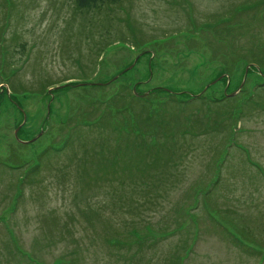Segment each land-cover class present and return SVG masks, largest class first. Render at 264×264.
Returning a JSON list of instances; mask_svg holds the SVG:
<instances>
[{"label":"rangeland","instance_id":"1","mask_svg":"<svg viewBox=\"0 0 264 264\" xmlns=\"http://www.w3.org/2000/svg\"><path fill=\"white\" fill-rule=\"evenodd\" d=\"M256 1L122 0L94 16L77 11L75 0H0V264H61L57 258L124 264L138 254L137 245L119 251L104 237L117 230L113 238L125 239L126 230L143 233L146 224V237L134 239L158 240L144 251L151 264H165L160 256L170 243L178 253L169 257L179 264H264V106L251 103L244 118L238 109L223 111L236 102L211 103L223 96L226 77V95L234 93L246 67L239 61L231 76H219L221 60L230 61L220 53L227 45L243 54L264 43V17L242 37L225 32V41L195 31ZM182 31L190 34L148 48L142 43ZM261 84L250 69L243 88L264 102ZM120 85L152 93L151 106L163 108L152 123L78 128L62 148L56 135L70 108L85 110ZM201 95L208 106L190 101ZM18 127L23 131L15 135ZM210 158L222 166L217 184L210 177L219 168L208 170ZM150 186L158 196L169 191L157 206L123 214ZM172 224L182 233L164 239ZM146 262L138 257V264Z\"/></svg>","mask_w":264,"mask_h":264},{"label":"trees","instance_id":"2","mask_svg":"<svg viewBox=\"0 0 264 264\" xmlns=\"http://www.w3.org/2000/svg\"><path fill=\"white\" fill-rule=\"evenodd\" d=\"M120 1L122 0H75V9L79 12L82 13L83 10H86L84 12L86 13H90L93 12L94 16H98L101 15L102 11H106L108 10L110 13V10L112 9V7L116 6ZM253 11H257L256 13H252V14H247L249 12H253ZM264 0H258L256 2H252V3H243V4H239L238 6H236V8L233 9V15L232 16H221L213 21H209V22H204V23H200L197 24V26L195 27V31L198 32H204V31H209V32H213L212 35L214 37H222L219 38L220 41H225V37H224V33L228 32V37L229 36H233L235 37H242L244 35V33H249L252 28L255 30V23L258 22L261 17H264ZM83 14V13H82ZM241 14H243V16H240ZM238 16L237 19L234 22V27L231 29L229 28L231 26V23L234 20V17ZM247 17L248 18V22L240 25L239 23L241 21H244V18ZM258 20V21H257ZM65 26L64 28L68 27L70 25V19H66L64 22ZM233 24V23H232ZM199 25V26H198ZM228 26L227 29H222V26ZM240 25V26H238ZM178 35H175V38H183L185 37L184 34H190L189 31H182L181 33L178 32ZM251 34V33H250ZM250 34H248L250 36ZM189 36V35H188ZM258 36V34H257ZM190 37H194L193 35ZM224 39V40H223ZM161 39H151L149 41L146 42H142L143 44L147 43L149 44L148 46H156V45H162L167 43V41H172L175 40L174 38L171 37H164L163 40L164 41H160ZM250 41H253L252 38L249 39ZM156 41V42H154ZM255 44V41L253 42ZM233 47V48H232ZM255 46L252 45L251 50H249L248 52H242L243 54H241L239 52V50L237 52H235V47L231 46L224 48L223 52L220 53V55L223 58H230V61H222L221 60V68L220 69V73L219 76L221 75H228L231 76L233 74V72L235 71L236 68V64L240 61L243 62L245 64V66L247 65H254L255 67H258L260 70V73L264 74V43H260L256 48H254ZM144 49V48H143ZM142 51V49H141ZM254 66H251L249 68L252 70H256V68ZM126 72L122 73L120 72V74H118L119 76L125 74ZM224 79V78H223ZM226 79V78H225ZM115 81V80H114ZM111 81V82H114ZM231 81V80H230ZM227 82V79H226ZM101 89H104V86H99ZM239 87V86H238ZM257 87L261 88L264 87V84L258 85ZM230 89V83L229 86L227 88V90ZM235 91V90H234ZM167 92V91H166ZM170 93V92H168ZM140 94V93H139ZM172 95H170L169 97L173 96V93H170ZM186 94V93H184ZM142 95V94H141ZM149 96H138L136 95L132 88H130L129 85H120V88L117 92H115L114 95H109L108 97L105 96L103 99H96V100H90L89 104H86V109L82 110L81 105H77L75 107H71L69 112H68V116L65 119V121H63L59 127H58V134L56 135V137L60 136L62 138L61 140V145L62 148L65 147L66 145H68L69 143H71L72 141V134L73 132L80 128L82 130H86L88 128H91L94 125L97 124H107L111 125L113 127H116L117 124H121L123 126H130V125H135L138 127H143L146 125H150L153 121V113L154 112H161L160 110L163 109L162 106H160L158 109L153 108L151 105V98L150 96L152 95L151 92H149L148 94ZM178 95V94H176ZM10 99L14 100L16 99L15 96L10 95L9 96ZM199 98V99H198ZM207 97L204 96H199V97H190V101L193 99H198L201 101H205V103H203V106L207 105L206 104V99ZM141 99H144V102L141 101ZM136 100H140L142 103H140V112H138L136 110L137 104H136ZM224 100H229L230 102H236V106H229L227 108H224L223 111L224 112H230V110L234 109H238L239 112L241 113L242 117H244L248 110L254 108L251 106V103L253 105H255L257 108H262L264 106V102L256 99V95L253 92L252 94H249L248 91L246 90V88H243L240 90V92L237 95L234 96H229V95H224L219 98V99H213L211 97V103H220ZM89 101V100H88ZM87 101V102H88ZM168 101H165L164 103H166L167 105ZM208 102V101H207ZM163 103V104H164ZM162 104V105H163ZM208 106V105H207ZM23 116V115H22ZM246 118V117H244ZM163 123V122H162ZM23 128H20L19 132H22ZM60 132V133H59ZM59 138H57L55 141H58ZM62 148L57 150L58 155L61 154ZM207 165H208V170H212L213 172H215V169L218 167L219 168V173L218 176H211L210 179H213V181L216 178V181L214 184H217L220 182V177H221V171H222V166H219L218 164L215 165V159L211 160V158L207 161ZM38 169V167L35 168V170ZM29 185H33L32 183H30ZM169 190L165 191L166 193H168ZM171 191V189H170ZM164 192V193H165ZM164 193L161 196L157 195V189H152V187H148L145 188L140 194H137L134 196V205L133 207H127V208H122L120 209L123 214H126L125 211H130V210H136V208H139L138 206H157V204L159 203V199L161 197H163ZM161 206V205H160ZM176 209V215L178 216L180 214V210ZM179 213V214H178ZM75 211L74 209L71 210V212L68 215H71L74 217L75 215ZM66 215V216H68ZM180 216L183 218V216L180 214ZM184 219V218H183ZM64 220V219H63ZM67 224H65L64 226H66ZM173 225V224H172ZM151 226L150 224H146L144 226V232L140 233L136 230V228H130L129 230H126V234H125V239H121V238H113V237H117L118 233L117 230L115 233H113L110 238H106L104 237L103 241L107 242L108 244H111L110 246L112 247H117V249L119 251H122L123 248L128 249L129 252L131 251V247L134 246V243L137 245V255L133 254L130 259H128L126 262H123L124 264H138V257H143L147 260L146 264H151V261H149V257L147 256L146 253H144V251H147L148 249H156L157 245V241L152 242L151 244L147 245V243L145 241H141V242H137L134 239V235H138L141 236L142 238L146 237V231L148 229V227ZM153 227V226H152ZM182 231V230H181ZM164 234H166L164 236V239L168 238L171 239L172 237H174V235H177L179 237L180 231H177V226L174 224L172 226L171 229L168 230H164L163 231ZM53 241V243L56 244V240L53 238L51 239ZM182 241V240H181ZM180 241V242H181ZM174 244V243H172ZM171 243L169 244V250L167 255H161L160 256V261L165 262V264H179L180 262V258L179 257H169L171 255L170 252H177V244L172 245ZM178 253V252H177ZM160 254V252H159ZM141 255V256H140ZM57 259H62L61 260V264H64V262L67 264H71V262H74L73 260L66 261L63 258H57ZM55 259V260H57ZM153 261V259H152ZM39 263L44 264L42 262L39 261Z\"/></svg>","mask_w":264,"mask_h":264},{"label":"water","instance_id":"3","mask_svg":"<svg viewBox=\"0 0 264 264\" xmlns=\"http://www.w3.org/2000/svg\"><path fill=\"white\" fill-rule=\"evenodd\" d=\"M249 67H250L249 65L246 66V68H245V73H244V76H243V80H242V82H241L239 88H238V89L232 94V96L235 95L236 93H238V92L240 91V89L243 87L244 82H245L246 77H247V72H248ZM131 68H132V66H129V67L126 68L122 73H124V72L130 70ZM117 77H118V76L114 77L113 80H115ZM228 83H229V79H228ZM133 90H134V88H133ZM48 109H49V106H48ZM23 115H24V120H23V121H25V114L23 113ZM17 130H18V129L15 130V135L17 134Z\"/></svg>","mask_w":264,"mask_h":264}]
</instances>
